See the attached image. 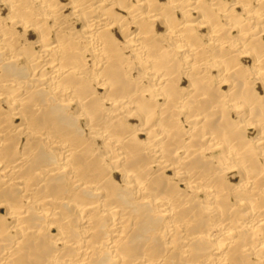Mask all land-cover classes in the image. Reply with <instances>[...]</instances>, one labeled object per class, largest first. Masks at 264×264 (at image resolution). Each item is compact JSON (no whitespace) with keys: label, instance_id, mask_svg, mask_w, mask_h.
Listing matches in <instances>:
<instances>
[{"label":"bare ground","instance_id":"obj_1","mask_svg":"<svg viewBox=\"0 0 264 264\" xmlns=\"http://www.w3.org/2000/svg\"><path fill=\"white\" fill-rule=\"evenodd\" d=\"M0 264H264V0H0Z\"/></svg>","mask_w":264,"mask_h":264}]
</instances>
